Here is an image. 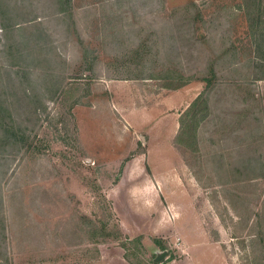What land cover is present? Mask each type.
I'll return each mask as SVG.
<instances>
[{"label":"rangeland","instance_id":"374dc122","mask_svg":"<svg viewBox=\"0 0 264 264\" xmlns=\"http://www.w3.org/2000/svg\"><path fill=\"white\" fill-rule=\"evenodd\" d=\"M243 3L0 0L47 35L10 66L29 47L0 29V264H264V8Z\"/></svg>","mask_w":264,"mask_h":264},{"label":"trees","instance_id":"16d2710c","mask_svg":"<svg viewBox=\"0 0 264 264\" xmlns=\"http://www.w3.org/2000/svg\"><path fill=\"white\" fill-rule=\"evenodd\" d=\"M69 1L70 0H57L58 4L60 6L68 5ZM242 6L245 7V8H248V9L249 8L256 9L258 13H261V9L264 8V0H244V3H243ZM4 10L5 9L2 6V9L0 11V17H1V15L5 17L6 14H5ZM10 18H12V17L8 16L7 19L1 17L0 29L1 30H8V31H10V30H16V31H20V32L22 31L24 35H23V38H22L21 41H23L24 46L25 45L28 46L29 49H27V51H23V50H20V49L19 50H15L16 53L11 55L12 58L9 59L8 64L10 66H19L17 63H15V60H17V59H19V58H21L23 56L29 57L30 60L34 59L36 55L37 56H45V51L42 52L43 54L42 53L38 54L35 51L38 47H39L38 49H40V51H43V47L38 46L35 49L31 45L32 44L31 42L34 41L35 38H39V39L41 38L40 37V34H41L40 33V28H35V29L29 31V29L32 28V27H35V26L38 27V25H40L39 22L38 21H32V20L28 19V20H26L25 24L20 25L19 23L22 22V21L19 22L18 21L19 19L18 20L17 19H13L14 20L13 22H9L8 23V19H10ZM30 21H32V22H30ZM23 22H25V21H23ZM41 35L43 37L44 36L47 37V35L45 33H42ZM6 47L9 49V48L12 47V44H7ZM179 85H180V83L174 84L170 88H177ZM195 103H196V101L192 102L190 104V106L194 105ZM2 112H4V107H3V105L0 102V114ZM9 125H11V124H9ZM9 125L6 123V121L5 122L3 121V118H2V115H1L0 116V143L3 142V145H6V143L10 140V137H12V136L14 137V134H13V130L14 129L11 126H9Z\"/></svg>","mask_w":264,"mask_h":264}]
</instances>
